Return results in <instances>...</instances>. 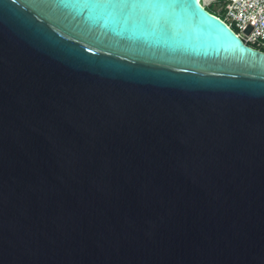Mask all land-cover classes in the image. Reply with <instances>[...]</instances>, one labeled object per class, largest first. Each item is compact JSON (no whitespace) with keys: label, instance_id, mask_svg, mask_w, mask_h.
I'll list each match as a JSON object with an SVG mask.
<instances>
[{"label":"water","instance_id":"obj_1","mask_svg":"<svg viewBox=\"0 0 264 264\" xmlns=\"http://www.w3.org/2000/svg\"><path fill=\"white\" fill-rule=\"evenodd\" d=\"M209 0H0V264H264V52Z\"/></svg>","mask_w":264,"mask_h":264},{"label":"built area","instance_id":"obj_2","mask_svg":"<svg viewBox=\"0 0 264 264\" xmlns=\"http://www.w3.org/2000/svg\"><path fill=\"white\" fill-rule=\"evenodd\" d=\"M220 2L222 19L242 41L264 52V0H211Z\"/></svg>","mask_w":264,"mask_h":264},{"label":"rangeland","instance_id":"obj_3","mask_svg":"<svg viewBox=\"0 0 264 264\" xmlns=\"http://www.w3.org/2000/svg\"><path fill=\"white\" fill-rule=\"evenodd\" d=\"M219 3H220L219 1L218 2H212V3L210 2L208 5H205V6L209 11H215L216 10L218 12L221 9V6L219 5ZM231 28L234 30L233 27H231Z\"/></svg>","mask_w":264,"mask_h":264},{"label":"trees","instance_id":"obj_4","mask_svg":"<svg viewBox=\"0 0 264 264\" xmlns=\"http://www.w3.org/2000/svg\"><path fill=\"white\" fill-rule=\"evenodd\" d=\"M210 13H212L213 15H216V16H218V17H220L222 19V13H219L216 10L215 11H210Z\"/></svg>","mask_w":264,"mask_h":264},{"label":"bare ground","instance_id":"obj_5","mask_svg":"<svg viewBox=\"0 0 264 264\" xmlns=\"http://www.w3.org/2000/svg\"><path fill=\"white\" fill-rule=\"evenodd\" d=\"M210 2H211V0L205 2L204 4H205V5H208Z\"/></svg>","mask_w":264,"mask_h":264},{"label":"flooded vegetation","instance_id":"obj_6","mask_svg":"<svg viewBox=\"0 0 264 264\" xmlns=\"http://www.w3.org/2000/svg\"><path fill=\"white\" fill-rule=\"evenodd\" d=\"M208 10V9H207ZM209 11V10H208Z\"/></svg>","mask_w":264,"mask_h":264}]
</instances>
